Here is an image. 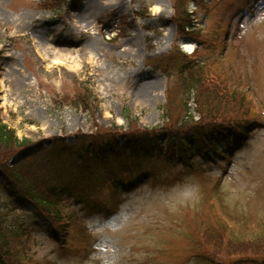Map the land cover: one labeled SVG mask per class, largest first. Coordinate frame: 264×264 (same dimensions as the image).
<instances>
[{
    "label": "rangeland",
    "instance_id": "374dc122",
    "mask_svg": "<svg viewBox=\"0 0 264 264\" xmlns=\"http://www.w3.org/2000/svg\"><path fill=\"white\" fill-rule=\"evenodd\" d=\"M177 1L0 0V118L19 138L47 144L56 136L73 140L77 133L125 125L124 105L140 126L161 124L159 105L181 79L176 62L160 68L163 61L151 58L176 43L168 5ZM203 1L189 5L198 7L197 25L214 43L200 51L219 78V65L229 66L232 82L248 86L264 107V0ZM83 19L88 31L77 25ZM59 50H72V58L54 61ZM78 94L90 97L92 112L75 102ZM259 119L262 125L241 144L224 142V156H193L191 166L158 163L149 174L121 178L114 194L111 181H65L62 188L72 193L61 202L62 222L69 221L65 244L0 190L9 236L13 228H27L22 264H204L193 250L212 243L222 264H262L255 260L264 257V236L253 239L264 230L261 112Z\"/></svg>",
    "mask_w": 264,
    "mask_h": 264
},
{
    "label": "trees",
    "instance_id": "16d2710c",
    "mask_svg": "<svg viewBox=\"0 0 264 264\" xmlns=\"http://www.w3.org/2000/svg\"><path fill=\"white\" fill-rule=\"evenodd\" d=\"M187 1L179 0L174 4V19L180 28L188 19L184 9ZM196 39L203 40L200 32ZM175 61L173 54V60L168 62L174 65ZM177 69L181 81L166 92L168 102L165 100L160 105L161 124L139 126L136 117L124 107V127L112 125L90 133H77L73 140L56 136L47 144L45 139L19 138L0 121V190L9 204L30 211L36 220L43 221L52 237L61 238L66 231L61 202L64 197H72L69 189L62 188L65 181L96 179L114 184L127 174L149 173L158 163L186 164L196 155L209 158L218 148L219 136L231 130L241 134L242 130L254 127L256 117L252 114V102L245 94L230 90L222 72H218L219 78L210 69L197 75L183 74L182 66ZM208 84L210 89L206 88ZM89 98L78 94L75 102H81L92 112ZM191 98L196 101L199 119H194L189 112ZM39 178L43 182H39ZM5 219L0 210V264H22L25 244L21 238L26 230L13 228L14 238H11ZM253 235L256 241L264 236V230ZM239 242L237 245L243 250L244 242ZM216 245L212 243L197 250L204 264L222 263L223 259L214 250ZM259 261L264 263V257L256 259L257 263Z\"/></svg>",
    "mask_w": 264,
    "mask_h": 264
},
{
    "label": "bare ground",
    "instance_id": "6f19581e",
    "mask_svg": "<svg viewBox=\"0 0 264 264\" xmlns=\"http://www.w3.org/2000/svg\"><path fill=\"white\" fill-rule=\"evenodd\" d=\"M169 9V8H168ZM90 10V9H89ZM88 9H87V11H89ZM90 12H92V11H90ZM84 22V23H83ZM86 23V24H85ZM86 25V28H87V26H90V25H88V23H87V21H85L84 19H83V21L81 20V24H77V25H80L81 27H85V26H83V25ZM170 39V41H171V37L169 38ZM169 39H168V41H169ZM187 48H190V47H187ZM60 52H59V54H56V56H55V58H54V61L55 60H59L60 59V57H64L65 59H63V60H65V61H67V59H70V58H72L71 57V52H72V50H67V51H64V50H59ZM64 51V53L63 54H61V52H63ZM58 53V52H57ZM70 55V56H69ZM75 62V64H77V62L76 61H74ZM78 65V64H77Z\"/></svg>",
    "mask_w": 264,
    "mask_h": 264
}]
</instances>
